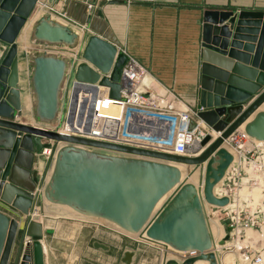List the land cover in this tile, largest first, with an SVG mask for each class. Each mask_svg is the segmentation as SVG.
Returning a JSON list of instances; mask_svg holds the SVG:
<instances>
[{"label":"water","instance_id":"95a60500","mask_svg":"<svg viewBox=\"0 0 264 264\" xmlns=\"http://www.w3.org/2000/svg\"><path fill=\"white\" fill-rule=\"evenodd\" d=\"M36 1L0 0V204L27 217L12 264H43L38 244L42 226L30 218L42 199L67 207L82 217L110 222L129 234L144 230V239L177 251L201 253L182 264L199 260L217 264L215 254H204L213 243L204 203L214 207L228 204V198L213 194L233 160L223 148V142L264 105V12L211 9L204 12L200 110L196 112V119L219 135L214 140L207 135L184 155H172L64 136L16 121L22 112L24 93L18 88L15 41ZM53 2L47 0L49 5ZM77 32L54 20L49 13L38 16L31 26L30 43L44 48L43 52L28 55L29 97L32 117L37 123L58 122L70 68L78 84L106 87L110 99L120 97L118 82L128 57L100 36L92 34L80 41ZM78 44L80 49L75 61L47 51L76 49ZM80 88L76 86L73 95ZM195 126L196 122L191 119L188 129ZM243 131L255 140L264 141V111L256 112ZM41 139L65 145L56 152L51 174L40 194V188L33 192L37 178L26 180V177L34 148H41ZM49 147V143L44 144V148ZM85 147L163 162L115 157ZM168 163L202 170L205 165L199 184L202 188L197 189L203 190V199L193 185L185 184L147 225L159 200L179 182V169ZM18 229L16 220L0 212V264L10 263ZM25 236L30 237L32 244L24 243ZM131 257V253H126L123 261L129 264Z\"/></svg>","mask_w":264,"mask_h":264},{"label":"crops","instance_id":"0c3cea01","mask_svg":"<svg viewBox=\"0 0 264 264\" xmlns=\"http://www.w3.org/2000/svg\"><path fill=\"white\" fill-rule=\"evenodd\" d=\"M89 5L92 9H88ZM49 6L56 15L59 14L58 18L55 17V13L51 14L52 18L78 31L80 41L92 34L100 36L129 59L137 62L146 72L141 86L142 91L163 93L167 90L180 100L183 108H189L194 113L200 110L198 100L201 84L203 52L201 38L204 12L209 9L264 12V0H54ZM35 20L33 19L30 23V28L22 30L29 43L31 26ZM27 42L20 40L19 37L16 40V59L19 67L18 88L21 93L26 92L23 97H29L27 94L30 76L29 54L24 56L22 53V46ZM29 43L27 45L34 46ZM28 99L30 101V98ZM27 104L28 102L25 105ZM29 106V104L23 106V109ZM259 111H264V105L256 112ZM255 113L245 121L240 130H243V126L253 118ZM193 116L200 127L208 128L196 119L195 114ZM38 155L32 157L28 170L29 176L26 180L36 177L37 183L33 192L40 188L41 194L51 174L52 160L48 158L44 161ZM50 166L51 169H49ZM19 176L24 178L22 174ZM244 179V176L236 177L235 170L229 167L222 180L214 187L216 196H222L230 191L227 194L232 200L237 193V205L246 208V201L257 195L258 189L250 190L245 183L241 182ZM237 182L239 187L236 185ZM261 185L264 186V178L261 180ZM252 202L253 204L256 202L255 198ZM0 212L19 224L9 263L12 264L22 236V227L25 226L27 219L4 204H0ZM216 218L218 224L213 226L210 222V230L214 237L219 238L218 244L221 246L228 239V230L222 212L210 219ZM34 220L42 226L43 234L38 244L41 247L43 264H100V257L107 260L112 257V261L114 260L112 255L114 251L108 244L99 242V238H115V236L101 231L97 219L82 217L67 207L54 205L42 199L36 207ZM262 230L264 232V225ZM247 234L250 240L259 237L256 230L249 231ZM25 239L30 237L25 236ZM221 242L223 243L220 244ZM260 248L264 253V239L260 240ZM29 253H31L30 248ZM127 253L132 254V252Z\"/></svg>","mask_w":264,"mask_h":264},{"label":"built area","instance_id":"2783aa9c","mask_svg":"<svg viewBox=\"0 0 264 264\" xmlns=\"http://www.w3.org/2000/svg\"><path fill=\"white\" fill-rule=\"evenodd\" d=\"M88 8L92 9L91 5ZM48 13H55L50 6ZM61 50L57 48L47 51L55 53ZM145 76L146 72L139 64L128 58L118 82L120 97L114 100L110 99L109 89L106 87L78 84L74 81L70 68L63 90L65 95L58 125L53 129L42 124L34 126L64 136L152 149L172 155H184L194 143L200 142L207 135L211 140L218 137L219 133L200 127L193 119L196 112L183 108L180 100L169 91H142ZM76 86L81 88L76 92L74 107L73 92ZM191 119L196 122V126L189 130L188 123ZM60 144L65 143L50 144L49 148L43 149V154L52 160ZM224 145L233 157L229 167L235 170V176H244L245 179L241 182L250 190L258 189V192L246 201V208H241L243 206L237 205V193L231 200L227 194L230 191L216 196L213 189L214 196L228 198V204L224 207L207 205V209L204 206L206 221L222 212L228 239L220 247L239 256L244 264H264V253L260 248V240L264 239V186L261 185L264 178V141L255 140L243 130L237 129L223 142ZM236 185L239 187V182ZM253 198L256 200L254 204ZM35 215L36 207L30 215L31 220H34ZM255 230L259 237L255 240L248 239L247 232ZM31 242V239H24V243ZM179 254L182 258H189L194 252Z\"/></svg>","mask_w":264,"mask_h":264},{"label":"rangeland","instance_id":"374dc122","mask_svg":"<svg viewBox=\"0 0 264 264\" xmlns=\"http://www.w3.org/2000/svg\"><path fill=\"white\" fill-rule=\"evenodd\" d=\"M48 8H49V5L47 4V0H37L29 18H27L25 21V23L22 27V30L30 28V23L33 21V19L35 20L39 15L48 14ZM62 10H63V8H62ZM59 13L61 14V12H59ZM55 17L58 18L57 15H55ZM20 32H19L20 35L18 34V36L16 37V40L19 37L20 40L22 39L25 42H27L25 37H24L23 31H22V33H20ZM27 43H29V42H27ZM27 43L22 46V49H23L22 53L24 56L27 53L31 54V52H43L44 51V48L41 45H34L35 46L34 47L33 45L32 46L27 45ZM60 49H62V50L57 51L55 53L54 52H51V53H54V54L59 55V56L68 57L70 59V61L71 60L73 61V59L75 60V56L77 55V53L80 49V46H78V48H76V51H75V48H72V49L60 48ZM24 59H26V58L24 57ZM27 94L29 96V88H28ZM64 95L65 94L63 93L62 99H61L60 112L62 110ZM28 98H30V97H25V96L21 97L22 106H27L28 104L30 106L28 108L26 107L25 109L22 108V112L20 113L19 116H17L16 121L20 122V123L27 124V125L41 124V123H37L33 119L32 109H31L32 100L30 98V101H29ZM27 102H28V104L25 105ZM60 112H59V114H60ZM62 119H63V117H61L60 121H62ZM58 121H59V119H58ZM42 125H45V126L53 129V128H55L56 125H58V122H56L54 125H47V124H42ZM40 142H41V148L39 150H36L34 148L33 155L37 156L39 154L38 156L40 157V159H42L44 161L48 160L47 155L43 154L44 144H48V143L49 144H55V143L52 141L44 140V139H41ZM64 145L65 144L58 145L56 152L58 151V149L60 147H62ZM223 148H225L227 150L225 145L223 146ZM85 149L92 150V151L98 152L100 154H107V155H111V156H115V157L140 159V160H150L147 158L135 157V156L121 154V153H112V152H107L104 150L90 149V148H86V147H85ZM56 152H55V154H56ZM55 154L52 158L51 166L53 165V159L55 157ZM150 161L160 162V163L163 162V161H158V160H150ZM168 164H172V163H168ZM172 165L177 167L180 171L179 182L159 200L158 204L156 205V207L154 209L153 216L150 219V221L147 223V225L150 224V222L155 218L154 216L156 214H158L162 210V208L170 201V199L172 198V196L175 194L176 190L179 187H181L185 184H191L196 188V191L199 187V184L201 181V172L203 173L205 165L203 166V170L200 168H195L194 166L192 167V166H188V165H181V164H172ZM51 166L49 167V169H51ZM197 192H198L199 197L203 199V190L201 189L200 191L198 190ZM204 206H206L208 208L206 203H204ZM97 220H98V223L100 224L99 228L101 229V231L109 232V234H114V236H115V238H102V237L99 238V240H100L99 242L104 243V244H108L111 247V250L114 251V253L112 254L113 258H114L113 261H112V257H109L108 260L106 258L100 257V261H99L100 264H106L107 262L109 264H112L113 262H114L113 264H125L122 261V258L124 256L125 252L126 253L132 252V254H133V257H132L130 264H165L167 261H173L176 264H182L185 260L190 259V258H197L201 254L200 252H198L196 250H189V252H194L193 256H191L189 258H182V256H180L179 253H184V252H188V251H177V250H175V249L171 248L170 246H167L163 243L146 240V239H144V230L139 232L138 234H129V233H126L125 231L121 230L117 226L113 225L110 222H107V221L102 220V219H97ZM217 220L218 219L216 218L214 220L209 219V221H207V225H208L210 235H211V239H212L213 243H212L210 250L205 252L204 254H207V253L215 254L217 264H244L240 261L239 256L235 255L234 253H229L228 251L222 249L220 247V245L218 244L219 238L213 236V234L210 230V222L214 226L215 224L216 225L218 224ZM194 264H209V262L205 261V260H199V261H195Z\"/></svg>","mask_w":264,"mask_h":264},{"label":"bare ground","instance_id":"6f19581e","mask_svg":"<svg viewBox=\"0 0 264 264\" xmlns=\"http://www.w3.org/2000/svg\"><path fill=\"white\" fill-rule=\"evenodd\" d=\"M79 35H80V33H78ZM73 98H74V107H76V100H77V98H76V93L74 94V96H73ZM76 98V99H75ZM83 105V103L81 104V106ZM81 106H80V108H81ZM73 115H74V113H73Z\"/></svg>","mask_w":264,"mask_h":264}]
</instances>
